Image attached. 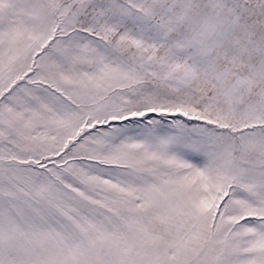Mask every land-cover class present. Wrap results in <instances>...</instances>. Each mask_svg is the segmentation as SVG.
I'll list each match as a JSON object with an SVG mask.
<instances>
[{"label":"snow or ice","instance_id":"snow-or-ice-1","mask_svg":"<svg viewBox=\"0 0 264 264\" xmlns=\"http://www.w3.org/2000/svg\"><path fill=\"white\" fill-rule=\"evenodd\" d=\"M0 264H264V0H0Z\"/></svg>","mask_w":264,"mask_h":264}]
</instances>
